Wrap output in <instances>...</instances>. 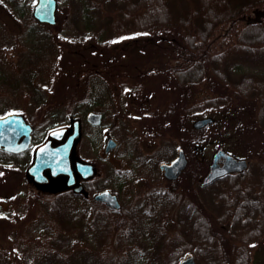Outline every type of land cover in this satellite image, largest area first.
I'll use <instances>...</instances> for the list:
<instances>
[{
    "label": "trees",
    "instance_id": "16d2710c",
    "mask_svg": "<svg viewBox=\"0 0 264 264\" xmlns=\"http://www.w3.org/2000/svg\"><path fill=\"white\" fill-rule=\"evenodd\" d=\"M2 1L18 18L24 19L29 12L28 0ZM70 1L80 9L78 17L84 29L101 24L102 28L98 29L101 38L104 32L108 33L107 40L132 33L161 32L157 33L159 42L169 48L173 60L167 64L168 69L159 82L174 98L164 108L149 113L151 128L165 138L163 147L166 155L155 152L158 160L172 157L176 146H182L188 157L185 172L187 179L191 180V174L195 179L205 173L206 161L196 155L197 150H202L207 143L208 130L232 141L234 147L260 143L264 134V68L260 67L264 66V0H244L227 12L221 10V6H227L226 0H203L200 6L187 8L188 11L184 12L170 7L169 0ZM102 7L106 9L105 13ZM130 19L136 23H128ZM139 19L150 20L139 23ZM29 21L21 31L13 33L14 44L21 46L19 66L5 65L3 49L0 50V115L10 111L24 113L33 126L41 125L45 132L64 124L70 116H81L85 125L84 114L99 107L105 116H109L107 125L112 129L111 134L123 143L122 152L116 151L115 158L117 156L131 166L146 162L133 137L126 136L129 125L120 114L121 110L112 106L113 92L108 82L102 79V76L106 77L103 72L99 75L85 73L84 90L79 95V90H76L64 97V106L53 101L52 95L46 96L45 88L51 83L60 48L51 31L53 25L36 21L32 14ZM39 25H44L45 29ZM7 32L0 22V47L5 43L2 39ZM231 53L233 63L227 66L223 64L228 61L224 56ZM84 59L86 56L79 62L76 77L88 66ZM134 76L138 78V75ZM120 85L124 88V83ZM199 85L206 90L203 88L204 94L196 99L194 95ZM134 89L137 95H141L145 87L138 84ZM145 92L148 96L153 95L151 91ZM56 107L60 108L54 111ZM109 107L115 111L107 114ZM142 107L140 111L145 110ZM208 112L216 117L222 113V120L213 116L212 123L194 129L189 121L191 115ZM46 118L49 120L44 124ZM221 121L222 127L216 128ZM95 129L100 131V127ZM132 132L130 129L129 133ZM35 140L40 141V136L37 135ZM99 141L96 134L93 146ZM224 149L233 155L238 154L228 147ZM30 156L29 150L11 153L0 149V166L23 169ZM112 172L113 168L106 177L107 183L114 178ZM134 177H122V183L128 184ZM103 187H91L90 192ZM200 190L202 194L197 209L192 203L186 209L179 206L177 211L172 210L171 217L173 213L177 214L174 227L182 228L174 237L179 238V242L172 240L173 236L166 237L163 217L154 212V201L150 196L123 202L121 209L114 211L71 189L52 193L41 199L40 217L32 220L27 238L33 240L39 232L51 235L53 240L45 248L28 249L26 255L34 256L35 264H177L190 252L197 264H249L247 246L264 239V160L258 154L243 171L225 174ZM188 191L187 187L186 194ZM181 193L179 191L177 197ZM192 201L195 202L194 199ZM74 202L80 204L76 210L71 207ZM126 204L130 205L129 209ZM133 210L139 212L137 218L132 216ZM122 213L127 216L126 225H123L122 218L113 217V214L123 217ZM178 214H181L180 218ZM114 231L118 232L115 238L118 251L116 254H104L103 245ZM78 235L87 242L80 248L72 246L73 238L78 239ZM134 243L139 248L136 254L132 250ZM119 251L126 255H119ZM7 257V252H1L0 264H13Z\"/></svg>",
    "mask_w": 264,
    "mask_h": 264
},
{
    "label": "rangeland",
    "instance_id": "374dc122",
    "mask_svg": "<svg viewBox=\"0 0 264 264\" xmlns=\"http://www.w3.org/2000/svg\"><path fill=\"white\" fill-rule=\"evenodd\" d=\"M28 1L30 9L29 12L25 14L23 19L15 16L11 7H8L5 2L0 0V22L7 28L8 31L7 33H4L2 41L5 43L2 47H0V50L3 49L1 52H3L2 58L5 61V65L7 63L8 65H16V67L19 66H17V64L19 62V49L21 46L19 47L18 44H14L15 40L13 33L21 31L23 27H25L24 25L30 22L29 20L34 0ZM169 1L170 7L176 11L180 10L183 12L186 11L187 8L194 6L196 8L203 3V0ZM243 1L244 0H226L227 6H221V10L227 12L233 9L236 3L240 4ZM101 9L102 12L105 13L106 9L104 7ZM79 12L80 9H78V6L72 4L70 0H58L56 10L57 22L53 25V27H51V31L56 37L54 40H58V43L56 42V44L58 49L60 48V54H56L58 56V61L55 63L56 66L54 67V72L50 78L51 83H49L48 86L46 85V96L52 95L53 101L56 100L58 105L64 106V97H68L76 90H79V93H77L79 95L84 90L86 85L85 73L95 72L99 75L103 72L104 75L106 74V77L103 78L102 76V79L105 82H108V85H110L113 92L112 106H116L115 110H121L120 114L126 118L129 128L134 130L135 140L138 142L140 149L146 155L151 151H149V148H153L159 144V139L156 136L157 132L155 130L153 131V127L151 128L150 126L151 120L149 119V113L154 110L156 111L157 109L160 110L164 108L167 105L166 103H169L174 98L173 95L166 92L159 82L162 75L168 69L167 64L173 60V58H171L172 52H170L168 47L159 42L157 33H161L160 31H150L137 35L132 33L128 36L112 40H107L109 39L108 33L103 31L104 37L101 38V32L98 30L102 28L101 24H97L98 26L91 29H84L81 26V19L78 17L80 16V14H78ZM217 12L220 13L218 10ZM106 15L107 13L104 16ZM219 15L220 14H218V16ZM139 20L140 21L137 22L147 23L150 19ZM67 21L70 22V25ZM127 22L135 24L136 20L130 19L127 20ZM39 26L45 29L44 25ZM73 28L78 29V31ZM38 32H40V29H38ZM217 32H220L219 27ZM36 35L39 36L40 34L36 33ZM83 37H85V41H79ZM84 56H86L84 62L87 63L88 66L76 77L79 72L78 69L80 68L79 62L83 61ZM232 57L233 53L228 55L226 54L224 56L226 59L224 60L228 61L223 64H227V66L232 65ZM260 67L264 68V66ZM135 74L138 75V78L134 76ZM140 76L141 78L139 79ZM138 80L140 82H138ZM123 83L124 88L120 85ZM138 84L145 87L143 93L141 94L142 98L141 95L136 94V90L134 89ZM203 88L206 90L203 85L196 87L197 91L194 95L196 99H200V95L204 94ZM145 90L151 91L153 95L148 96ZM190 100L191 99H189V101ZM140 102L144 105L143 107H145V110L140 111L142 107ZM56 108L57 109L53 110H58L60 107ZM94 110L101 111L99 107ZM112 110L113 108L109 107L106 111L107 114ZM144 112L145 114H142ZM209 115L212 116V113L208 112L199 116ZM221 115L223 114H218L220 119L222 117ZM213 116L216 117L215 115ZM48 117L50 118L51 116ZM196 117L198 116L191 115L189 118L190 124H192ZM49 118H46L43 121L44 124L48 122ZM80 119L83 120L81 116ZM107 120H109L108 115ZM68 121L69 117L65 123H68ZM221 123L222 121L217 123L216 128L222 127ZM83 127H85V131L82 132L80 142L77 144L76 153L82 160L90 162L95 167V173L91 177L90 182H99L101 176L103 175V170L108 169L109 167L108 165L105 167L104 163L109 164L108 162H110L116 163V165H119L120 163V159L117 158V156L115 158L114 152L104 156L105 158L102 159L104 163L99 159V157L102 158V155L104 154V142L106 135L110 133L111 128L102 127L101 131H99L95 128H91L89 125H84L82 122V128ZM154 129H156V127H154ZM41 131L43 132L41 125L35 126L34 137L38 135L40 136V140L43 139L46 131L43 133H41ZM208 131L210 134H208L209 137L206 140L207 143L202 150H197L196 155V157L206 161V171L211 162L213 153L219 148L224 149L225 147H228L230 150H234L238 153L234 156L238 158H242L241 155H247L248 157L244 158H246L249 162L255 160L258 154H260V158L264 160V134L261 136L262 139L258 144L255 143L251 146L248 144H241L240 146L234 147L232 141L225 140L220 135L213 134L214 131ZM96 134L101 135L99 136V139H101L99 143H96L95 146H93V140ZM144 169L145 176H148V173L150 172L148 166L144 167ZM205 170L204 172H206ZM144 185V181L141 179L125 185L123 184L120 188V198L122 202L128 203V201H132L130 198H134V196H136L138 200H141ZM207 193L208 192H205V194ZM51 195L52 193L50 192L37 189L26 178L25 167L21 169L16 166H0V253L7 252V260L10 261V263L35 264V257H29V254L26 255L27 250L38 249L39 247L45 248L51 244L53 240L51 235H42L37 232L38 235L35 239L29 240L27 238V231H30L29 225L32 220L40 217L41 199ZM78 205L80 204L74 202L71 204V207L76 210ZM126 206L129 209L130 205L126 204ZM122 214L123 217H120L117 214H113V217L122 218L124 221L123 225H126L125 222L127 220V216H125L124 213ZM132 216L137 218L139 216V212L137 210H133ZM175 216H177V214L173 213V216H170L169 219L168 217L165 218L169 224L167 227H163V230L167 238L173 236L172 240L179 242L180 239L174 237L179 230H182V228L178 229L177 227H174V221L176 222L177 219ZM180 216L181 214H178V218H180ZM156 219H158V217H156ZM122 227L123 229L127 228L124 226ZM117 234L118 232L114 231L109 241L103 245L104 254L109 255L117 253L118 245L115 241ZM77 238L78 239L73 238L72 240L73 247L80 248L84 246L83 244L87 243L83 242L80 235H78ZM137 247L136 243H134L132 250L135 254L137 249H139ZM72 250L73 249H71V251ZM246 251L249 253V264H264V239H262L259 243L247 246ZM119 255H126V253L119 251Z\"/></svg>",
    "mask_w": 264,
    "mask_h": 264
},
{
    "label": "water",
    "instance_id": "95a60500",
    "mask_svg": "<svg viewBox=\"0 0 264 264\" xmlns=\"http://www.w3.org/2000/svg\"><path fill=\"white\" fill-rule=\"evenodd\" d=\"M32 15L40 22L54 24L56 22V0H36ZM102 113L91 110L85 115V120L93 126L101 123ZM213 121L211 116H202L192 122L195 129L201 128ZM81 137L79 118H71L69 125L50 129L45 139L33 149L32 160L26 168L27 177L39 189L58 192L72 188L74 192L87 195L83 184L78 178L93 175L94 165L78 158L75 152L77 142ZM32 142V126L20 113L10 112L0 116V149L19 153L29 148ZM115 141L108 137L106 149L113 147ZM187 158L182 147L176 150L175 156L160 163L167 178H176L186 166ZM245 158H236L223 149L216 150L211 158L207 173L202 177L200 185L204 186L213 180L232 171H242L247 167ZM58 179H61L58 181ZM94 199L105 203L108 207L118 209L120 201L116 194L102 190L94 194ZM179 264H195L194 256L189 255Z\"/></svg>",
    "mask_w": 264,
    "mask_h": 264
},
{
    "label": "flooded vegetation",
    "instance_id": "af4514ba",
    "mask_svg": "<svg viewBox=\"0 0 264 264\" xmlns=\"http://www.w3.org/2000/svg\"><path fill=\"white\" fill-rule=\"evenodd\" d=\"M112 103H113V99H112ZM101 113H102V117H101V123H100V131H101L102 127H109L107 125V122H108L107 116H105V113L103 111ZM89 126L91 128L92 127L95 128V126H92V125H89ZM130 129L131 128L126 129V136L127 137H133V139L135 140L134 130H132L133 132H132V134H130L129 133ZM118 131H122V130L119 129ZM99 136H101V135H99ZM156 136L159 139V141H158L159 144L154 146L153 148H149V151L150 150L151 151L146 155L140 149V147L138 146V142L135 140V142L137 143L138 152L141 153V154L139 153L141 155V157L146 158V162L142 161V162L136 163L133 166H131L130 164H128L126 162H123V160H119V162H120L119 165L118 164L116 165V163H110V162H108L109 164H106L102 161V159L105 158L104 156H106V154H110L111 152H114V154H115L116 151H118V150H120L118 152H122V146H123L122 141L121 140L119 141L117 138H115L111 134V131H110V133L108 135H106V139L104 142V146H103L104 154L103 155L101 154L102 158L99 157V159L105 164V167H106V165H108L109 167H108V169L103 170L104 172H103V175L101 176L99 182H93V183L90 182L91 177L95 173V167H94V173L90 177H87V178L79 177L78 182L83 184L84 190L87 191V195H84L83 191L80 193H82L86 197V199H88V200L92 199L99 204H103L104 206H107L105 203H102L101 201L95 200L94 194L98 191L109 190L111 193L116 194V196H117V198L121 204L119 209H121L122 203H123L121 198H120L121 197L120 196V188L123 185L122 177L135 175V177L133 178V181L141 179L144 181V184H145L144 189L142 190V197L141 198L143 199L144 197L150 196V198L153 199V201H154V208H153L154 212L157 214H161V216L163 217L164 227H167V225L169 224V222H167V220L165 218L168 217V219H169L171 216L172 210L177 211L178 206H181V208L186 209L187 206L194 203L195 204L194 208L197 209V204H199V199L201 198V193H202L200 190V188L202 187V185H200V181H201L203 175L200 174V176L198 178L193 179V177H192L193 174H191L190 175L191 180H188L187 175H186L187 172H185L188 165H186L181 170L178 177L173 178V179L167 178L164 175V169H162L160 167V163L167 162V161L171 160L175 156L176 151L172 157H170L168 159L158 160L157 157L155 156V152H158L159 154L160 153L164 154L166 151V148L163 147V143H164L165 138L161 137L159 134ZM108 137L113 138L115 141V144L113 147H109L107 150L106 149V141H107ZM180 147H178V148H180ZM184 151H185V149H184ZM164 155H166V154H164ZM185 155H186V158L188 160L186 151H185ZM119 159H121V158H119ZM146 166H148V168L150 170V172L148 173V176H145V174H144V170H145L144 167H146ZM103 167H104V165H103ZM112 168H113V172L111 173V175L114 178L107 183L106 177L110 174V169H112ZM195 172H197V171H195ZM60 180L61 179H58V181H60ZM133 181H131V182H133ZM106 184H108L109 186L105 187ZM175 184H178L179 186L176 187ZM99 186H104V187L101 189L95 190L92 193L90 192L91 187L95 188V187H99ZM187 187L189 190L188 191L189 194H186ZM179 191H182L183 193H181L180 197H177ZM172 194L174 195V198H172V196H173ZM130 199L133 201L134 200L139 201L136 196H134V198H130ZM193 199L195 200V202L192 201ZM149 201L150 200H148L147 203ZM147 203L145 206L146 208L148 207ZM110 209H112V208H110ZM119 209H112V210L117 211ZM190 254H192L194 256L193 253L188 252L182 258H185ZM182 258H180L178 260L177 264L179 263V261ZM194 258H195V256H194ZM194 260H195V264H197L196 259H194Z\"/></svg>",
    "mask_w": 264,
    "mask_h": 264
}]
</instances>
